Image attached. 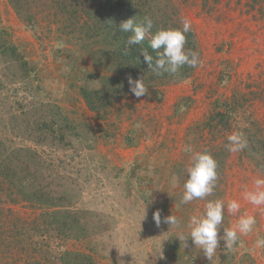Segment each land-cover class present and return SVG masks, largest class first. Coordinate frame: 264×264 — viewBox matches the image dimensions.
I'll list each match as a JSON object with an SVG mask.
<instances>
[{
	"label": "rangeland",
	"instance_id": "obj_1",
	"mask_svg": "<svg viewBox=\"0 0 264 264\" xmlns=\"http://www.w3.org/2000/svg\"><path fill=\"white\" fill-rule=\"evenodd\" d=\"M141 2L139 21L149 16L165 29L191 22L185 48L201 63L188 79L148 82L141 75L147 94L136 98L127 85L124 98L96 114L82 91L101 89L106 73L90 42L60 13L43 12L39 0H22L21 14L0 0V170L17 169L23 179L36 174L72 213L62 218L68 225L55 224L0 178V264H64L68 251L78 253V261L71 258L77 264L91 257L93 264H264V248L254 246L264 237V205L243 195L264 178V0ZM58 111L83 127L65 132L63 142H40L43 123L58 120ZM233 132L243 134L242 151L226 147ZM186 145L213 147L220 156L213 193L181 204ZM217 199L225 203L221 235L245 213L257 223L232 250L220 241L210 261L191 238L185 246L177 235L187 236L189 218ZM232 200L240 204L235 214L227 210ZM170 215L179 227L163 223ZM71 227L88 234L79 239Z\"/></svg>",
	"mask_w": 264,
	"mask_h": 264
},
{
	"label": "trees",
	"instance_id": "obj_2",
	"mask_svg": "<svg viewBox=\"0 0 264 264\" xmlns=\"http://www.w3.org/2000/svg\"><path fill=\"white\" fill-rule=\"evenodd\" d=\"M41 2L42 11L45 13H60L62 19H67L68 26H73L77 29V33L80 34L82 40H88L90 45L94 49L91 53V57L94 60L95 65L105 70L106 74H103L102 79L105 80L101 89L97 90H83L82 97L84 98L88 108L96 114H105L108 112L112 105L124 98L127 93V77L133 78L142 77L148 82H154L156 80H172L176 79H188L194 73V68H188L186 65L181 67L180 70L172 75L163 73L157 75L144 61L142 56V50L147 49L150 55L156 56V52L150 47V37L159 28H164L154 23L152 33L146 34L145 39L139 45L127 44V40L132 33L122 32L119 29L121 22L128 19H134V23L140 24L142 20H138L136 17L139 13H134V10L140 11L144 9L145 5L142 0H39ZM10 4L15 10L21 14L22 0H9ZM58 15V16H61ZM29 19H31L29 17ZM162 25V24H161ZM93 33V35H90ZM186 38H192V34H185ZM188 46V43H187ZM186 49V48H185ZM194 51V48H193ZM21 65L27 67V63L23 61ZM25 67V68H26ZM187 68V69H186ZM124 74V76H122ZM121 75V76H120ZM125 86V89H124ZM58 120L53 122H44L43 125L48 128L43 135L39 137L40 142H63L64 133L67 131H74L77 127L74 126L71 120L58 111ZM219 116L223 117L220 113ZM212 123L209 127L212 128ZM57 128V129H56ZM210 131V129H209ZM59 135V137H58ZM207 151L215 159L220 156V152L216 148H210ZM202 151V152H203ZM5 161V158L3 159ZM1 168V166H0ZM2 177L0 178L9 180L10 184L16 188L17 194L22 198L23 202L36 203L44 211V217H47L62 225H68L62 218H72V213L69 211L71 205H65L64 199L54 196L52 191H49L47 187L38 183L37 175L34 173L24 174L23 178H18V175L22 173L14 169V173L7 171H1ZM65 216V217H64ZM59 217H61L59 219ZM72 224H74L72 222ZM78 226L80 222L75 223ZM51 225V224H50ZM71 232H78L80 234L79 239L84 238L88 232L84 228L73 229ZM78 253L66 252L62 255L64 264H77L76 257ZM74 259V260H71ZM90 259V257H88ZM68 261V263H67ZM93 264V258L87 261V264ZM36 262H34L35 264Z\"/></svg>",
	"mask_w": 264,
	"mask_h": 264
},
{
	"label": "clouds",
	"instance_id": "obj_3",
	"mask_svg": "<svg viewBox=\"0 0 264 264\" xmlns=\"http://www.w3.org/2000/svg\"><path fill=\"white\" fill-rule=\"evenodd\" d=\"M154 22L149 16H145L140 24L134 23V19L119 24L122 32H130L127 44L139 45L145 39L146 34L152 33ZM191 30V22L188 19L182 20V29H164L159 28L150 37V47L156 52L153 57L147 49L142 50L144 61L157 75L168 73L176 74L181 67L188 66L196 68L200 63L199 53L192 50H186V35ZM129 91L136 98H140L147 94L144 80L141 78L134 79L127 77ZM229 143L226 146L230 152L242 151L246 146L243 134L233 132L227 137ZM186 152L191 153L190 161L185 171L187 178L183 184V193L180 199L181 204H188L194 200L204 199L210 196L216 187L217 180V162L207 151H193L191 145H186ZM176 177L173 176V184L175 185ZM255 188L252 191L245 190L244 198L255 206L264 205V178H257L254 181ZM240 204L236 200H232L227 204L229 213L235 214L239 211ZM225 203L221 199L209 200L205 204L202 214L192 215L189 218L187 228L188 235L183 232L177 235L179 241H187L191 238L195 248L203 251L204 255L211 261L215 256L220 241H223L224 247L232 250L239 240V235H247L251 233L257 221L254 216L243 214L239 217L237 225L234 228L223 229L220 234V225L224 218ZM145 219V218H144ZM153 220L157 227L160 226L161 210L157 209L153 213ZM163 223L169 224L171 227H179L180 222L177 217L170 215L163 218ZM256 248H264V237L255 240Z\"/></svg>",
	"mask_w": 264,
	"mask_h": 264
}]
</instances>
